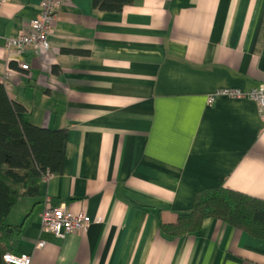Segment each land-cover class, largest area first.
<instances>
[{"label": "crops", "instance_id": "0c3cea01", "mask_svg": "<svg viewBox=\"0 0 264 264\" xmlns=\"http://www.w3.org/2000/svg\"><path fill=\"white\" fill-rule=\"evenodd\" d=\"M39 3L0 5V82L30 122L66 129L65 159L12 207L10 253L31 264H264V238L221 220L178 236L160 227L207 187L264 199V116L246 98L207 102L264 77V0H132L120 11L60 0L49 48L28 47V69L13 62L5 79V40L28 32ZM46 199L90 225L42 231Z\"/></svg>", "mask_w": 264, "mask_h": 264}, {"label": "trees", "instance_id": "16d2710c", "mask_svg": "<svg viewBox=\"0 0 264 264\" xmlns=\"http://www.w3.org/2000/svg\"><path fill=\"white\" fill-rule=\"evenodd\" d=\"M92 2L100 10L120 11L132 0ZM61 51L86 53L78 49ZM9 66L15 67L13 62ZM25 112L26 108L8 96L0 82V264H6L3 255L14 249L20 233V226L6 222L12 207L23 196H35L45 175L61 173L65 159L66 129L37 126L24 117ZM207 218L264 238V199L222 186L198 191L189 211L160 227L172 236L191 234L197 232Z\"/></svg>", "mask_w": 264, "mask_h": 264}, {"label": "built area", "instance_id": "2783aa9c", "mask_svg": "<svg viewBox=\"0 0 264 264\" xmlns=\"http://www.w3.org/2000/svg\"><path fill=\"white\" fill-rule=\"evenodd\" d=\"M5 1L0 0V5ZM39 7V15L29 21L27 33H19L16 37H7L5 40L6 61L8 63L5 79L9 77L12 71L9 66L11 62H15L22 70L28 69V65L19 59L28 47L38 50L49 48L48 36L52 32L53 21L60 7V0H40ZM219 97L253 100L257 105L260 115L264 116V77L257 86L247 91L237 88L215 90L207 97V102L212 103ZM51 176L52 174H47L44 176V179H48ZM90 223L91 219L84 210L72 212L62 205H54L50 199H46L40 214V229L50 232L57 237H63L75 231H85ZM41 244L42 242L38 245ZM3 261L6 264H31L30 256L24 253L14 255L6 252L3 255Z\"/></svg>", "mask_w": 264, "mask_h": 264}]
</instances>
